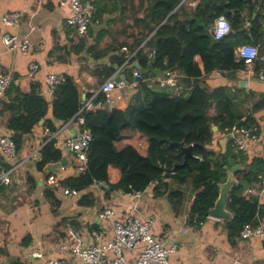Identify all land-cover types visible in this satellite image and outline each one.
<instances>
[{"label": "crops", "instance_id": "1", "mask_svg": "<svg viewBox=\"0 0 264 264\" xmlns=\"http://www.w3.org/2000/svg\"><path fill=\"white\" fill-rule=\"evenodd\" d=\"M83 1H92L96 11L89 35L81 41L85 42L83 50L75 52L73 47L61 45L65 34H69L73 28L66 22L68 10L61 8L58 0H0L1 66L3 72L14 73V81L7 96L0 99V136L11 132L7 127L12 115L11 109L5 105L9 98L15 100L19 95L29 94L36 88L37 94L49 102L46 118L41 121L39 127L24 136V145L10 165L20 162L25 156L33 157L13 174L11 185L0 189V264H46L50 259H66L70 264H79L80 258L73 256L69 251H62L60 245L95 244L97 241L94 232L100 229L107 231L104 241L112 239V223L98 218L99 211L105 206L113 207L122 221L153 216V231L156 236L167 245H178L177 251L170 255L168 264H264V238H243L241 232L232 230L229 222L234 218V213L229 210V203L222 212L231 213L230 219L209 213L204 220H192L191 208L197 191L191 185H181L171 178H165L166 184L161 185L159 189L155 188L159 184L158 181L152 183L139 201H134L120 190L107 194L106 190L97 184H92L88 192L83 193L88 194L83 203H80V199L63 197L54 191L53 195L47 194L45 182L48 175L37 166L42 156L38 150L46 140L41 124L47 118L51 119L56 127H60L62 123L53 116L52 96L46 93V78L49 73H62L74 78L81 89L83 100V94H87L88 99V95L95 93L106 81L105 67L116 68V74L119 72V76H124L127 85L126 88H117L114 91L115 109L126 111L131 116L151 103L150 95L136 83L138 80L134 78L133 70H140L142 75L149 72L141 66L138 53L142 51V56L146 55L149 51V41L153 40L155 45L159 41L156 37L159 27L150 31L153 26L154 6L159 0ZM170 1L167 0L168 3ZM255 1L261 3L263 0ZM200 5L201 0H181L175 11L178 10L181 21L185 22L191 19ZM211 8L213 14L219 10H228L220 2L213 3ZM12 11L21 12V25L9 26L3 23L4 13ZM231 14L234 15L235 10H232ZM247 14L244 12L242 16L243 28L246 30V38H251L248 31L250 29L245 25L247 20L251 21ZM167 20L168 18L163 19L161 25ZM32 26H35L33 31ZM4 33L29 35V51H7L2 41ZM139 40L142 41L139 43ZM256 45L264 54V43ZM133 46L136 48L123 68L112 62V57L119 52L116 48L124 47V53L127 47ZM195 59L204 71L201 56L198 55ZM34 61L39 63L40 69L34 78H29L28 66ZM159 77L156 73H149L144 77V83L151 89H159ZM228 77V72L216 71L209 77L203 73L201 78H206L210 92L221 85L229 86L234 92V100L244 109L245 115H249L252 108L248 110V106L260 100L264 93V82L252 79L249 85H244L245 79L240 71L237 72L236 79L229 80ZM192 81L194 82L193 78ZM182 87V91L186 90L184 85ZM166 89L172 92L171 88ZM210 113H216L215 107L211 108ZM68 123L64 134L76 135L80 129L76 119ZM214 131H218V127L215 126ZM224 137L218 136L212 145L221 153V139ZM129 145L135 146L145 155L148 138L132 126H125L116 141V147L122 150ZM61 149L63 158L67 160L62 177L71 176L77 167L75 154L69 148ZM250 151L247 154L249 158L264 156V152L256 144L250 145ZM240 169L241 165L238 170ZM250 187L259 189L258 183ZM174 190L180 193L171 198L170 193ZM243 191L245 192L244 189ZM246 195L257 197L260 206H264V193L260 198L248 192ZM259 220L264 222V217ZM72 229L80 231L81 236L75 238ZM34 252H41L42 257H34ZM138 253V249L125 251L128 264H135Z\"/></svg>", "mask_w": 264, "mask_h": 264}, {"label": "trees", "instance_id": "2", "mask_svg": "<svg viewBox=\"0 0 264 264\" xmlns=\"http://www.w3.org/2000/svg\"><path fill=\"white\" fill-rule=\"evenodd\" d=\"M181 0H159L152 13L153 26L150 31L158 28L156 37L159 38L155 45L149 41V51L142 56L139 51L141 66L148 73L143 74L137 82L151 97V103L130 115L121 109L109 110L102 108L97 111L85 113L86 126L91 129L93 139L89 152L87 168L79 172L74 171L71 176L61 178L64 185L77 188L83 193L95 182H105L110 189L107 194L114 191L127 193L130 186L144 190L152 183L158 181L155 187L160 188L166 184L165 178H171L181 185H191L197 191L191 208L192 220H204L215 205L219 197V184L227 179V170L239 164L242 169L236 172L240 180H246L250 185L260 183L259 176L264 175V156L249 158L246 154L236 153L228 142L226 152L222 154L212 146L213 140L218 136H226L235 124L250 125L262 120L264 122V93L252 107L249 115L234 100V92L227 85H221L209 91L204 73L209 77L214 72H228V79H236L244 63L236 57L235 50L243 43H264L262 31V13L264 0H201V5L188 21H181L178 7ZM220 2L228 10H219L215 14L211 5ZM235 10L232 15L231 11ZM185 12H188L185 10ZM251 19V38H246L243 25V13ZM229 19L232 25L231 33L220 40H215L210 28L220 16ZM189 17V13H187ZM168 18L161 25L163 19ZM162 36H166L163 37ZM142 40H139L140 43ZM85 42H81L72 49L75 52L83 50ZM116 48L119 51L112 57V62L122 67L132 55L136 46ZM152 50L155 56L149 57ZM201 56L204 71L201 70L196 57ZM149 57V58H148ZM149 63H151L149 65ZM104 80L113 77L116 68H106ZM157 69L164 74L172 71L178 72L181 85L186 87L180 95H172L166 88L151 89L144 83V77ZM194 79V82L192 81ZM93 94H89L91 97ZM105 95H97V101L104 100ZM81 89L74 78L67 76L65 82L59 84L53 94L51 105L53 116L61 121L68 122L75 119L80 109ZM11 109V118L8 129L13 133L18 151L24 145V136L39 127L46 118L49 102L37 94L36 88L29 94L19 95L17 99H10L5 103ZM215 107L216 113L210 110ZM48 126L52 131L57 127L51 119H46L41 124ZM125 126H132L149 139L147 154H142L135 146L129 145L122 150L116 147L121 130ZM218 131H214V127ZM193 146V157L189 165L181 166L184 155L181 144ZM220 147V141H218ZM63 149L55 148L52 142L47 143L41 150V160L37 162L40 171L47 164L59 162L63 159ZM151 155L154 163L147 158ZM223 155V163L220 157ZM174 165H178L176 173L172 172ZM164 167V169H162ZM52 193L51 189H47ZM180 191H172L170 197L178 195ZM49 196H51L49 194ZM88 194L80 199L83 203ZM229 210L234 213V218L229 222L232 230L241 232L247 223L257 224L264 217V206H260L257 197H248L241 185L233 187L230 196Z\"/></svg>", "mask_w": 264, "mask_h": 264}, {"label": "built area", "instance_id": "3", "mask_svg": "<svg viewBox=\"0 0 264 264\" xmlns=\"http://www.w3.org/2000/svg\"><path fill=\"white\" fill-rule=\"evenodd\" d=\"M59 6L68 10L67 24L73 29L69 34H65L61 41V45L74 47L78 46L81 41L89 35V28L93 21V15L96 11V6L92 1L83 0H58ZM4 24L9 26H19L22 23L21 12L12 11L4 13L2 17ZM247 28H251L252 22L247 20L245 22ZM35 26L31 27V31ZM211 34L215 40L223 39L232 31V25L225 16L218 17L210 28ZM262 31L264 32V11L262 13ZM2 41L7 51L27 53L31 45L29 35L20 36L17 34L4 33ZM236 56L243 61L244 66L240 70L245 79L244 85H249V81L256 79L264 82V54L261 53L260 48L256 44H243L236 48ZM155 56V51L152 50L149 57L152 59ZM0 54V99L7 96L8 90L14 81V73L3 72L1 66ZM125 64L122 66V68ZM40 65L37 62H31L28 66V77L34 78L39 72ZM121 70V69H120ZM119 76V72L112 78L106 80L100 88L93 93L91 97L86 99L82 105L79 113L76 116V121L79 126V132L76 135H65L64 130L69 125L68 122H62L60 127L52 131L48 126L44 127L43 135L46 140L40 146L38 151H41L43 146L52 142L55 148L66 147L71 149L76 157L77 167L79 172L84 171L89 162V152L93 134L90 128L86 126L85 113L87 111H97L102 108L113 110L116 107L114 91L117 88H126V82L121 79L119 82L115 81V77ZM133 76L138 80L142 79L143 75L140 70H133ZM67 76L62 73H49L47 75L46 93L53 97L57 86L65 82ZM180 76L178 72L172 71L162 75L158 78V84L161 88H171L172 95L182 94V85L179 82ZM137 83V82H136ZM104 94L105 99L96 102L98 94ZM228 142L236 153H250V145L256 144L260 150L264 152V122L262 120L255 124L244 125L235 124L225 136ZM215 143L213 140L212 144ZM20 151H18L17 144L12 132L0 136V189L12 184L13 174L22 167L25 162L29 161L33 156H25L20 162L10 165L11 160L17 158ZM64 170L65 167H62ZM259 189L251 188L249 186L247 192L259 198L264 193V175L259 176ZM46 187L52 191L59 193L63 197L81 199L83 192L77 188L66 186L62 183L61 177L57 174H49L46 178ZM93 184L102 186L106 191L110 189L105 182L95 181ZM147 192V189L140 190L130 186L126 193L134 201H139ZM98 218L101 221H109L112 223L113 238L104 241L107 231L105 229L95 230V244H82L80 246H72L68 243L60 245L62 251H69L73 256L80 258L79 264H128L125 256L126 250L138 249L139 253L135 264H168L171 254L177 251L178 245L172 243L167 245L163 242L153 231L155 218L153 216L147 219L128 218L120 220L117 211L110 206H105L98 213ZM75 238L81 236L80 231L76 229L71 230ZM243 238L258 237L261 240L264 238V222L258 221L257 224L247 223L241 230ZM33 256L36 258L42 257L41 252H34ZM46 264H70L66 259H50Z\"/></svg>", "mask_w": 264, "mask_h": 264}, {"label": "water", "instance_id": "4", "mask_svg": "<svg viewBox=\"0 0 264 264\" xmlns=\"http://www.w3.org/2000/svg\"><path fill=\"white\" fill-rule=\"evenodd\" d=\"M155 73L160 77L163 75V73L160 72L159 70H155ZM121 79H124V76L120 75L115 77L116 82H119ZM86 99H87V94H83L82 105L85 103ZM221 143L223 144L222 154H224L227 149L228 138L226 137L222 138ZM192 149H193L192 145L185 146L184 143L181 144V152L184 155V162L180 164L181 166L189 165V159L193 157ZM147 158L153 163L154 166H156L150 154H148ZM220 161L223 163V155L220 157ZM66 163L67 160L65 158H63L59 162L49 163L44 168V171L47 175L57 174L60 177H62L63 175L62 167H65V165H67ZM238 168H239V164L233 166L230 169H228V167H225V169L227 170V179L225 182L219 184V188H220L219 197L216 200L214 207L211 208L209 211V213L212 214L213 216L218 215L219 217L230 219L231 213L222 212V211L224 208L227 207L228 203L230 202V196L233 187L236 185H241L245 191L248 190L250 184L246 180H240V179L237 180L235 177L236 176L235 173L238 170ZM162 169H164V167H162ZM177 169H178V165H174V167L172 168V172L176 173Z\"/></svg>", "mask_w": 264, "mask_h": 264}, {"label": "rangeland", "instance_id": "5", "mask_svg": "<svg viewBox=\"0 0 264 264\" xmlns=\"http://www.w3.org/2000/svg\"><path fill=\"white\" fill-rule=\"evenodd\" d=\"M157 85H158L159 88H161L159 84H157ZM252 104L254 105V103H251V104L248 106V110H250V109L253 107ZM246 108H247V107H246ZM148 144H149V139H148Z\"/></svg>", "mask_w": 264, "mask_h": 264}, {"label": "clouds", "instance_id": "6", "mask_svg": "<svg viewBox=\"0 0 264 264\" xmlns=\"http://www.w3.org/2000/svg\"><path fill=\"white\" fill-rule=\"evenodd\" d=\"M247 192V191H246Z\"/></svg>", "mask_w": 264, "mask_h": 264}]
</instances>
